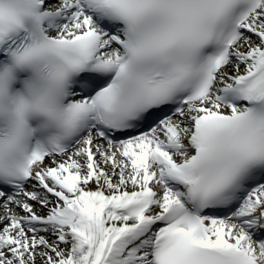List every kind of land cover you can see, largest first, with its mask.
<instances>
[{"label":"snow or ice","instance_id":"1","mask_svg":"<svg viewBox=\"0 0 264 264\" xmlns=\"http://www.w3.org/2000/svg\"><path fill=\"white\" fill-rule=\"evenodd\" d=\"M0 264H264V0H0Z\"/></svg>","mask_w":264,"mask_h":264}]
</instances>
